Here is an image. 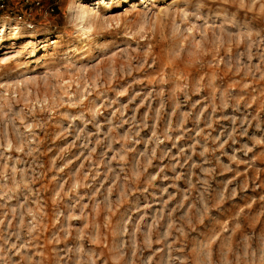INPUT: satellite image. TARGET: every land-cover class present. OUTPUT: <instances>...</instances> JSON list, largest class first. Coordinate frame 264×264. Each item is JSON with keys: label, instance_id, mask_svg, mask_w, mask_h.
Segmentation results:
<instances>
[{"label": "rangeland", "instance_id": "1", "mask_svg": "<svg viewBox=\"0 0 264 264\" xmlns=\"http://www.w3.org/2000/svg\"><path fill=\"white\" fill-rule=\"evenodd\" d=\"M104 1L0 0V264H264V0Z\"/></svg>", "mask_w": 264, "mask_h": 264}, {"label": "bare ground", "instance_id": "2", "mask_svg": "<svg viewBox=\"0 0 264 264\" xmlns=\"http://www.w3.org/2000/svg\"><path fill=\"white\" fill-rule=\"evenodd\" d=\"M150 1H151V0H145V1H144L145 5H146V4H149ZM104 2H105L106 4H110V3H112L111 0H105ZM82 5H83V4H82ZM82 7H83V6H82ZM84 11H85V10H84ZM84 11H83V12H84ZM82 16H83V19L86 20L88 14H86V12H85Z\"/></svg>", "mask_w": 264, "mask_h": 264}]
</instances>
